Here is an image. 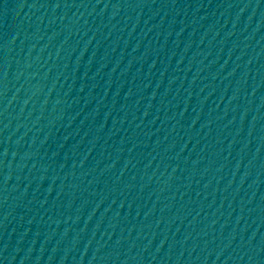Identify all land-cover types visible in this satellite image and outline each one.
Returning a JSON list of instances; mask_svg holds the SVG:
<instances>
[{
  "label": "water",
  "instance_id": "1",
  "mask_svg": "<svg viewBox=\"0 0 264 264\" xmlns=\"http://www.w3.org/2000/svg\"><path fill=\"white\" fill-rule=\"evenodd\" d=\"M0 264H264V0H0Z\"/></svg>",
  "mask_w": 264,
  "mask_h": 264
}]
</instances>
